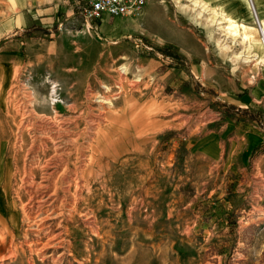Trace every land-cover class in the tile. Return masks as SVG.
Masks as SVG:
<instances>
[{"label": "rangeland", "instance_id": "1", "mask_svg": "<svg viewBox=\"0 0 264 264\" xmlns=\"http://www.w3.org/2000/svg\"><path fill=\"white\" fill-rule=\"evenodd\" d=\"M29 1V11L56 10V0ZM251 3L147 0L144 16L82 28L92 39L58 55L75 69L15 83L12 118L0 117V264H264V162L229 164L216 113L235 107H220L190 67L198 43L212 69L250 60ZM79 5L24 38L80 34ZM48 179L56 196L35 193Z\"/></svg>", "mask_w": 264, "mask_h": 264}, {"label": "crops", "instance_id": "2", "mask_svg": "<svg viewBox=\"0 0 264 264\" xmlns=\"http://www.w3.org/2000/svg\"><path fill=\"white\" fill-rule=\"evenodd\" d=\"M251 1L264 36V0H254V3L253 0ZM29 6V0H0V117L3 118L8 116L12 118L9 109V95L16 82L30 75V79H33L44 74L52 75L56 80V68L69 72L75 69L72 63L70 66V63L64 66L59 65L58 55L67 51L75 54L78 49L75 48L77 42L74 39H87V37L92 39L84 29L78 35L69 34L65 30L55 37L51 34H44L49 35L48 39L24 38V32L28 31L30 24L41 28L49 26L55 20L54 12L57 13L60 9L64 10L67 21L73 18L72 0H56V10L45 8L29 11ZM146 10L147 8L144 9L143 16ZM135 18L120 20L132 21ZM255 25H252L253 31L250 34V60L240 66L239 70L237 66L210 68L206 62L207 47L203 43H198L197 58L202 57L200 63L196 65L190 63L191 74L198 81L200 80L202 85L210 84L215 90V101L220 104V107L223 104L235 107L234 110H226L222 107L225 110L221 109V112H217L216 115H223L224 119L219 129L220 137L227 132L231 134L232 148L229 164L233 168L238 167L240 172L253 164V161H256L257 167L264 162L262 145L264 140V44L261 41L259 29ZM62 39L68 40V47L59 50V41L62 42ZM181 50L187 55V51L183 48ZM104 53L99 54L100 59ZM121 54L125 57V52L121 50L118 51L117 56ZM228 116L230 119L227 118ZM0 131L3 132L2 129ZM4 133L11 134V126L8 130L5 129ZM2 179L5 181L3 175H0V181Z\"/></svg>", "mask_w": 264, "mask_h": 264}, {"label": "built area", "instance_id": "3", "mask_svg": "<svg viewBox=\"0 0 264 264\" xmlns=\"http://www.w3.org/2000/svg\"><path fill=\"white\" fill-rule=\"evenodd\" d=\"M80 2L81 5L78 6L76 13L77 18L81 20V23L78 22V30L82 28L90 30L94 22L102 21L105 16L110 18H135L141 16L147 0H80ZM252 11L261 37H263L253 6ZM56 89L57 85L51 84L50 96L52 101L56 99ZM262 145L264 147V140Z\"/></svg>", "mask_w": 264, "mask_h": 264}, {"label": "bare ground", "instance_id": "4", "mask_svg": "<svg viewBox=\"0 0 264 264\" xmlns=\"http://www.w3.org/2000/svg\"><path fill=\"white\" fill-rule=\"evenodd\" d=\"M249 2H250V0H249ZM228 26H229V30H228V31H230V32L233 33V34H234L235 32H237V31H236V29H237L236 27H237V26H236L234 23L230 22V23H228ZM243 39H244V40H248V37H247V36H244ZM261 39H262L263 44H264V36L261 37ZM51 104H52V103H51ZM62 154L64 155V153H62ZM59 157H60L59 160H62V159H61V155H60ZM52 159H53V160H56V159H57V158H56V154L53 156ZM89 160H91V159H89ZM57 162H58V161H57ZM51 164H53V163H51ZM51 164H50V165H51ZM47 165H48V164H47ZM47 165H46L45 167H47ZM50 165H49V166H50ZM54 166H55V164H54ZM54 166H53V167H54ZM51 169H52V168H51ZM50 171H51V170H50ZM55 171H56V170H54V172H55ZM49 174H50V172H49ZM54 174H55V173H54ZM45 175H46V174H45ZM50 175H51V174H50ZM50 175H49V176H50ZM49 176H48V178H50ZM52 176H53V173H52ZM51 181H52V180H50V179L46 180V181H45V182H46V185H44L43 183H39V184H37L36 187H35V188H36V189H35V193L41 191L42 189H43V190H46V189H49V188L52 187V188H53V196H56V183H55L56 181H55L54 183H51ZM71 182H72V181H71ZM30 186L32 187V184H31ZM30 186H29V187H30ZM45 192H47V190H46ZM33 194H34V193H33ZM41 194H42V193H41ZM36 204H37V205L35 206L36 211H41V212L44 211V210H41V208L44 209V207H43L44 205H42V204H43L42 200L38 201ZM51 213H53V212H50V214H51ZM44 214H45V213H44ZM44 219H47V218H44ZM44 219H41V220H38V219H37V220H38L37 222L42 223V222L44 221ZM58 234H59V233H58ZM57 238H58V235H56V239H57ZM54 239H55V238H54ZM54 239H53V240H54ZM56 244H60V241H56Z\"/></svg>", "mask_w": 264, "mask_h": 264}, {"label": "trees", "instance_id": "5", "mask_svg": "<svg viewBox=\"0 0 264 264\" xmlns=\"http://www.w3.org/2000/svg\"><path fill=\"white\" fill-rule=\"evenodd\" d=\"M231 108H233V107H231Z\"/></svg>", "mask_w": 264, "mask_h": 264}]
</instances>
